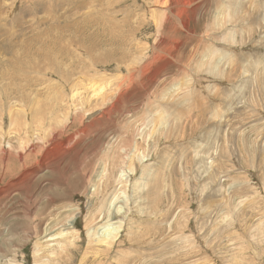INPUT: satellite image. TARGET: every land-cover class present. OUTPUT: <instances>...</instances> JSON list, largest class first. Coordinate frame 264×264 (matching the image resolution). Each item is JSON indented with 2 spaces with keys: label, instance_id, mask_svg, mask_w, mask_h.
<instances>
[{
  "label": "rangeland",
  "instance_id": "1",
  "mask_svg": "<svg viewBox=\"0 0 264 264\" xmlns=\"http://www.w3.org/2000/svg\"><path fill=\"white\" fill-rule=\"evenodd\" d=\"M200 1L0 0V188L77 142L0 195V264H264V0Z\"/></svg>",
  "mask_w": 264,
  "mask_h": 264
},
{
  "label": "bare ground",
  "instance_id": "2",
  "mask_svg": "<svg viewBox=\"0 0 264 264\" xmlns=\"http://www.w3.org/2000/svg\"><path fill=\"white\" fill-rule=\"evenodd\" d=\"M175 1H177L178 2V0H175ZM206 1V0H205ZM205 1H203V2H201L200 1V4H204L205 3ZM161 2H163V4H165V3H169V0H157V4L158 5H160L161 6ZM208 2V1H207ZM198 4V3H197ZM200 4H198L199 6H200V10H202V5H200ZM209 4V3H208ZM226 4H227V2H226ZM187 5H189V3L187 4ZM163 6V5H162ZM173 7H175V6H170L169 8H170V11L171 12H174V11H177L176 13H175V15L177 16V17H180V18H183V14H186L187 12H186V10L184 9V8H181V10L180 9H178L177 8V10H173L172 8ZM168 8V9H169ZM176 9V8H175ZM201 12V11H200ZM192 13V15L193 16H195V15H197V13H195V12H191ZM188 15H190V13H188L187 14V16ZM184 25V24H183ZM246 70V69H245ZM83 71H85L84 69H83ZM244 71V70H243ZM244 73V72H243ZM84 75H85V73H84ZM90 80H91V77H90ZM245 80H246V78H245ZM60 91V90H59ZM94 91H97V90H94ZM90 93V92H89ZM96 93V92H95ZM87 94V93H86ZM71 98V97H70ZM72 99V98H71ZM17 113V112H16ZM10 116V115H9ZM15 116V115H14ZM16 117H19V116H16ZM16 117H15V119H16ZM20 118V117H19ZM10 119V118H9ZM11 119H12V117H11ZM17 121V120H16ZM25 122V121H24ZM10 124H11V122H9ZM13 123H14V121H13ZM23 123V122H22ZM27 124V123H26ZM14 125V124H13ZM12 125V126H13ZM16 125V124H15ZM24 125V124H23ZM27 126V125H26ZM24 127V126H23ZM19 128H21V126L19 127ZM18 129V128H17ZM16 129V130H17ZM15 130V131H16ZM27 130V129H26ZM15 131H14V133H15ZM30 130H28V131H26V132H29ZM25 132V131H24ZM83 132H85L84 130H81L80 132H78V138H80V140L78 141L79 143H81L82 141H83V139H84V137H85V133L82 135V133ZM90 133V132H89ZM19 134V133H18ZM34 135V134H33ZM46 135V134H45ZM87 135V134H86ZM44 136V135H43ZM130 136V135H129ZM32 137V136H31ZM118 137H116V139H117ZM119 138H121V137H119ZM54 139L55 138H53V142L51 143V145L50 146H47V148L44 150L43 149V151L40 153V155H39V158H37L36 159V157H35V161L33 162V164H31V165H29V166H27V161L28 160H30L31 158L30 157H32L33 156V153H34V151H35V149H36V145H31V146H29L27 149H25L26 151H27V153H25V155H23V154H18V156L16 157V160L20 163V165H18V166H16V165H14L12 168H9V169H7V172L9 171V172H11V171H13L14 170V172H15V174H17L16 176H17V179H15V181L12 183V184H10L7 188L6 187H4V188H0V195L3 193H8L9 195L11 194V193H14V192H16V191H20V189H22L23 188V186H25L26 184H30V183H32V182H35V180L38 178V175L40 174V172H43V171H46V170H50V168L52 169L53 168V166L54 165H56L57 164V162H60V160L62 161L61 163H63L64 161H63V159L66 157V156H69L72 152H73V145H74V143L76 144L77 142H75V140H73V138L72 137H69V136H66V137H64V139L60 142V143H54ZM31 140V139H30ZM128 140V139H127ZM117 141V140H116ZM119 141V140H118ZM117 141V142H118ZM125 141V140H124ZM32 142V141H31ZM127 143H128V141H127ZM26 144V143H25ZM10 145V144H9ZM118 145V143L116 144V146ZM128 145V144H127ZM40 151V150H39ZM136 151V150H135ZM133 153V152H132ZM73 155H76V153L75 152H73L72 153ZM101 155V154H100ZM197 155V154H196ZM12 158V157H11ZM106 160H107V158H105ZM15 160V159H14ZM8 163V162H7ZM18 163V164H19ZM60 163V164H61ZM130 163V162H129ZM7 166H9V165H7ZM12 166V165H11ZM10 166V167H11ZM128 166V168H130L129 166L130 165H127ZM112 167H114V166H112ZM20 168V169H19ZM107 168H108V165H107V161H102V164L100 163V169H101V173L100 174H98L97 175V178H96V180L95 181H100L101 179H104L105 177V174H106V171H107ZM110 168V167H109ZM111 170V169H110ZM129 170V169H128ZM111 173V172H110ZM86 174V173H85ZM107 174H109V172H107ZM11 175V174H10ZM14 176V175H13ZM83 176H84V174H83ZM104 177V178H103ZM112 177V176H111ZM110 177V178H111ZM120 178H122L121 176H120ZM39 179V178H38ZM113 179V178H112ZM105 180V179H104ZM36 181H38V180H36ZM86 181V180H85ZM93 181V183H94V179L92 180ZM108 181V180H107ZM90 182V181H89ZM103 182V181H102ZM121 182H123V180L121 181ZM120 182V183H121ZM96 183V182H95ZM86 184V183H85ZM30 185H32V184H30ZM83 185V184H82ZM86 186V185H85ZM82 187V186H81ZM90 187V186H89ZM96 187V186H95ZM94 187V188H95ZM108 187V186H107ZM106 187V188H107ZM118 187V186H117ZM78 188H80V187H78ZM83 188V187H82ZM88 189V188H87ZM86 189V190H87ZM100 189V188H99ZM102 190V189H101ZM100 190V191H101ZM105 190V189H104ZM43 191V190H42ZM82 191H83V189H82ZM9 192H11V193H9ZM65 193V192H64ZM97 193H99L98 191H97ZM104 193H105V191H104ZM7 194V195H8ZM6 195V194H5ZM107 195V194H106ZM91 196V195H90ZM95 197V196H94ZM3 198V197H2ZM120 199V198H119ZM100 201V200H99ZM97 202V201H96ZM55 203V202H54ZM118 203H119V201L117 202V198H116V196H112L110 199H109V204L110 205H112V209L115 211V212H117V213H119L120 212V210H121V207L118 205ZM122 203V202H121ZM49 205H52V203L51 204H49ZM109 205V206H110ZM54 206V205H53ZM52 206V207H53ZM101 206V205H100ZM122 206V205H121ZM50 207V206H49ZM55 207V206H54ZM45 208V207H44ZM58 208V207H57ZM56 208V209H57ZM46 209V208H45ZM45 209H42V208H40V210H45ZM53 209H55V208H53ZM55 209V210H56ZM35 210V209H34ZM39 210V211H40ZM54 210V211H55ZM36 211V210H35ZM47 211V210H46ZM52 211V210H51ZM50 211V212H51ZM42 213H43V211H42ZM48 213V212H47ZM99 213H101V211H99ZM28 214H30V213H28ZM39 216V215H38ZM45 216V215H44ZM116 216V215H115ZM40 217V216H39ZM56 217V220H54V222H59V223H61L64 219H66L65 220V223L64 222H62L63 223V227L67 230V232L65 233L64 232V234H66V235H64V234H58V238H56V240L57 241H59V239L61 240V241H63V240H66L67 239V236L69 235V234H71V231H72V227H73V224H74V218H72V217H69V218H63V219H61L60 218V216L58 215V216H55ZM108 217H110V214L108 215ZM52 218V217H51ZM58 218L59 219H61L60 221L58 220ZM39 219V218H38ZM43 220V219H42ZM47 220V219H46ZM121 222V221H120ZM39 223V222H38ZM108 224V223H107ZM121 224V223H120ZM61 225V224H60ZM58 226V225H57ZM120 226L121 225H119V226H116V227H113L112 225H110V224H108V225H106L105 227H103V228H101L100 230H101V233H99V239L98 240H96V243H98V244H101V245H105L106 244V242H107V240H109V242H113V240L116 238L117 239V237H118V234H119V228H120ZM59 229V228H58ZM57 229V230H58ZM63 230V229H62ZM65 230V231H66ZM69 230V231H68ZM99 229H97V231H98ZM99 230V231H100ZM55 231V230H54ZM53 230H52V232H54ZM56 233V232H55ZM54 234V233H53ZM92 234H93V236L94 237H96L97 235V232L96 231H93L92 232ZM56 236V235H55ZM54 236V237H55ZM51 237V236H50ZM53 237V238H54ZM57 237V236H56ZM69 238V237H68ZM41 239V238H40ZM39 239V240H40ZM55 239V238H54ZM53 240V239H52ZM67 242H68V240H67ZM40 243H42L41 241H40ZM69 243V242H68ZM39 246H41V245H39ZM117 246V245H116Z\"/></svg>",
  "mask_w": 264,
  "mask_h": 264
}]
</instances>
